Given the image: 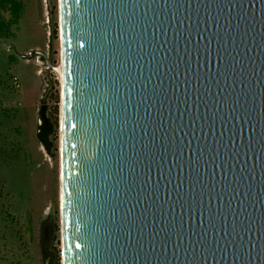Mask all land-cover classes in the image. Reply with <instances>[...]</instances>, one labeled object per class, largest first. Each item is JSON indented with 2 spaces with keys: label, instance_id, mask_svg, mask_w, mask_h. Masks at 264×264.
<instances>
[{
  "label": "water",
  "instance_id": "95a60500",
  "mask_svg": "<svg viewBox=\"0 0 264 264\" xmlns=\"http://www.w3.org/2000/svg\"><path fill=\"white\" fill-rule=\"evenodd\" d=\"M57 11L60 263L264 264V0Z\"/></svg>",
  "mask_w": 264,
  "mask_h": 264
},
{
  "label": "rangeland",
  "instance_id": "374dc122",
  "mask_svg": "<svg viewBox=\"0 0 264 264\" xmlns=\"http://www.w3.org/2000/svg\"><path fill=\"white\" fill-rule=\"evenodd\" d=\"M13 38H0V264H52L42 251L52 242L60 258L59 105L57 0H20ZM53 24L56 37L51 39ZM53 70L46 81L47 66ZM57 66V67H56ZM57 93V100L54 96ZM57 105L55 157L37 141L42 102ZM58 229L53 233L52 225ZM48 249V248H47Z\"/></svg>",
  "mask_w": 264,
  "mask_h": 264
},
{
  "label": "trees",
  "instance_id": "16d2710c",
  "mask_svg": "<svg viewBox=\"0 0 264 264\" xmlns=\"http://www.w3.org/2000/svg\"><path fill=\"white\" fill-rule=\"evenodd\" d=\"M23 10V4L20 0H0V38L7 39L13 38L14 33L12 27L18 23ZM56 37L55 24H53L51 39ZM54 96V101L57 100V93ZM49 105L42 102L39 108L40 124L37 127L36 138L37 141L43 146L44 150L50 157H55L56 154V141H57V105L53 107V113H49ZM58 229L57 223H53L52 230L56 233ZM55 238V237H54ZM54 238L52 242L54 241ZM52 242L49 246L42 251L43 257L49 258L52 264H59L58 250L52 247Z\"/></svg>",
  "mask_w": 264,
  "mask_h": 264
},
{
  "label": "bare ground",
  "instance_id": "6f19581e",
  "mask_svg": "<svg viewBox=\"0 0 264 264\" xmlns=\"http://www.w3.org/2000/svg\"><path fill=\"white\" fill-rule=\"evenodd\" d=\"M57 67V66H56ZM58 72L60 73V76H61V64L59 65V67H58Z\"/></svg>",
  "mask_w": 264,
  "mask_h": 264
},
{
  "label": "flooded vegetation",
  "instance_id": "af4514ba",
  "mask_svg": "<svg viewBox=\"0 0 264 264\" xmlns=\"http://www.w3.org/2000/svg\"><path fill=\"white\" fill-rule=\"evenodd\" d=\"M45 60V59H44Z\"/></svg>",
  "mask_w": 264,
  "mask_h": 264
}]
</instances>
